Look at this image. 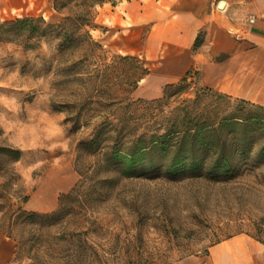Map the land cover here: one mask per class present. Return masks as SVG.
<instances>
[{
	"label": "rangeland",
	"instance_id": "obj_1",
	"mask_svg": "<svg viewBox=\"0 0 264 264\" xmlns=\"http://www.w3.org/2000/svg\"><path fill=\"white\" fill-rule=\"evenodd\" d=\"M95 11L103 48L87 65L74 63L81 50L61 54L58 38H29L13 22L11 39L0 37V246H14L5 264H171L206 261L222 241L264 244L263 128L206 138L236 151L229 174L212 168L210 153L198 168L188 158L171 171L183 108L214 121L242 110L240 98L205 84L199 66L165 95L169 0L106 1ZM21 13L1 6L0 23L40 15ZM164 133L165 146L156 140ZM142 147L130 166L123 155Z\"/></svg>",
	"mask_w": 264,
	"mask_h": 264
},
{
	"label": "crops",
	"instance_id": "obj_2",
	"mask_svg": "<svg viewBox=\"0 0 264 264\" xmlns=\"http://www.w3.org/2000/svg\"><path fill=\"white\" fill-rule=\"evenodd\" d=\"M169 2L171 43L161 66V81H179L199 66L208 86L264 105V0ZM1 6L55 20L59 13L54 0H0ZM250 15L255 16L254 21L249 20ZM201 32L204 40L195 48ZM4 242L0 246L1 264L7 263L14 251L10 241ZM200 259L184 257L171 264H264V244L256 240L222 241L206 261Z\"/></svg>",
	"mask_w": 264,
	"mask_h": 264
},
{
	"label": "trees",
	"instance_id": "obj_3",
	"mask_svg": "<svg viewBox=\"0 0 264 264\" xmlns=\"http://www.w3.org/2000/svg\"><path fill=\"white\" fill-rule=\"evenodd\" d=\"M106 1H111L113 4H116L119 0H54V7L58 11H65L60 20L50 21L43 15L16 17L0 23V37L6 40L11 39L10 36H5V25L8 22H13L16 27L26 29L29 38L48 36L58 38V51L61 54L68 51L74 52L76 50H81L82 53L79 56V59L75 60L74 63L77 65H87L90 63V59L95 52L96 47L103 48V44L94 37L91 30L96 26V6L98 4H103ZM147 73L148 69L143 67L141 77ZM188 73L189 72H187V74ZM187 74L181 79L182 81L187 79ZM178 86H181V84L179 85L176 82L168 83L164 90L165 95H169L173 92L175 93L172 88H176V92L182 91V86L181 88H177ZM239 101L242 110H238L239 108L231 109L214 121L198 120L195 116L190 114L185 106V108H183L184 127L173 131L174 133H181L182 135L179 136L180 142L175 146L176 155L174 156L169 169L173 171L176 169V163L188 158L191 159V162L189 163L190 167L198 168L199 163L203 162L206 157L204 154L210 153L209 157L212 160V168L216 167L219 170H223V175L229 174L233 169L232 157L236 151L227 148V141L222 140L218 144H213L206 138L211 135H220L222 134L221 131L226 128L230 129V133L234 132L237 128H242L244 133H248V131L251 130L250 127L252 125L259 124L264 130V115L252 111L253 107L264 109V105L254 103L244 98H240ZM249 105L251 107L246 108ZM241 106L238 107L241 109ZM174 125L175 124L172 126L173 128H175ZM166 136L167 133L160 134L159 137L156 138L158 141L157 143L165 146L167 144ZM188 141L191 143V151L187 156L185 155V150ZM2 149L4 150L5 147L0 146V150ZM141 149L143 150V147L130 152L128 155H123V157L129 162L130 166H132L133 162L139 157L138 155H141L139 153L142 151ZM10 150L15 159L22 156L21 148H11ZM115 154L118 155V152H115ZM258 156H264V148L259 152ZM254 161L258 163L259 160L255 158ZM26 199H28V197H26ZM59 212L60 210L57 209L45 213L30 211V214L32 217H55Z\"/></svg>",
	"mask_w": 264,
	"mask_h": 264
},
{
	"label": "built area",
	"instance_id": "obj_4",
	"mask_svg": "<svg viewBox=\"0 0 264 264\" xmlns=\"http://www.w3.org/2000/svg\"><path fill=\"white\" fill-rule=\"evenodd\" d=\"M249 20H250V21H254V20H255V16H254V15H250V16H249ZM238 35H239V33H238Z\"/></svg>",
	"mask_w": 264,
	"mask_h": 264
},
{
	"label": "bare ground",
	"instance_id": "obj_5",
	"mask_svg": "<svg viewBox=\"0 0 264 264\" xmlns=\"http://www.w3.org/2000/svg\"><path fill=\"white\" fill-rule=\"evenodd\" d=\"M222 5H223V4H222ZM222 5H221V6H222Z\"/></svg>",
	"mask_w": 264,
	"mask_h": 264
},
{
	"label": "water",
	"instance_id": "obj_6",
	"mask_svg": "<svg viewBox=\"0 0 264 264\" xmlns=\"http://www.w3.org/2000/svg\"><path fill=\"white\" fill-rule=\"evenodd\" d=\"M222 5V4H221ZM223 6V5H222Z\"/></svg>",
	"mask_w": 264,
	"mask_h": 264
}]
</instances>
